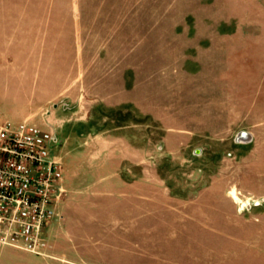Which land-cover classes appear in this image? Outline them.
<instances>
[{
	"label": "rangeland",
	"instance_id": "obj_1",
	"mask_svg": "<svg viewBox=\"0 0 264 264\" xmlns=\"http://www.w3.org/2000/svg\"><path fill=\"white\" fill-rule=\"evenodd\" d=\"M18 1L2 0L3 29L20 21ZM207 3L213 12L225 10L226 23L242 22L250 14L259 17L264 6V0H224L225 8L222 0ZM203 4L65 0L52 14V20L68 29L81 24L77 54L83 76L90 69L98 80L106 76L114 84L113 69L122 60L129 64L124 80L128 99L123 103L98 100L89 105L61 94L51 101L50 114L26 119L59 135L57 156L61 149L74 155L70 164L59 157L64 187L60 201L70 202L64 213L59 210L63 222L124 220L107 238L90 224L91 244L113 251L112 264L148 263L154 249L162 264H264V45L248 48L244 56L240 46L234 47L240 36H234L226 40L227 46L204 54L201 38L196 39L200 18L192 14L205 9ZM33 12L43 14L36 3ZM257 34L264 39V30ZM66 51L72 59L73 47ZM111 56L113 62L106 63ZM20 110L1 111L18 122ZM119 136L129 141L131 152L118 175L146 184L107 188L116 182L107 156L99 167L88 168L91 154L109 151L105 138ZM121 248L126 256L117 254Z\"/></svg>",
	"mask_w": 264,
	"mask_h": 264
},
{
	"label": "crops",
	"instance_id": "obj_2",
	"mask_svg": "<svg viewBox=\"0 0 264 264\" xmlns=\"http://www.w3.org/2000/svg\"><path fill=\"white\" fill-rule=\"evenodd\" d=\"M230 1L234 4L239 2V0ZM207 2L208 0H204L205 9L200 7L192 13L196 15L197 19L200 18V23L197 25V32L200 34L196 35V39L201 38L204 54H209L214 47L223 46V43L228 42L226 40L231 38L233 40L234 36H240L234 47L240 46L239 54L242 53L244 56L249 55L248 48L264 45L262 34H257L258 31L264 30V6L259 10V17L256 14H250L249 19L244 17L242 22L239 19L240 22L226 23L225 10L221 11L222 7L219 6L218 11L213 12ZM35 3L43 10L42 15L34 14ZM64 3L65 0L63 3L62 0H19L17 4L21 9V15L18 16L20 21L11 25L9 29H3L2 0H0V114L3 116H6V113L2 112L4 110L5 112H19L20 108L23 115L17 121L33 119L39 112L50 114L51 101L61 94H68L75 100L81 99V102H89V105L98 100L107 104H120L128 99L124 80L128 79L126 71H128L129 64L125 65L124 60L121 61L122 63L117 69H113L115 74L111 77L115 79L114 84L111 81L108 83L110 77L104 76L98 80L93 75L94 71L90 69L89 76L82 75L81 71L84 69L77 54V42L81 41L80 37L82 36L81 24L68 29L65 23L52 20V14H55L56 8L59 9L60 5ZM222 5L225 8L224 0H222ZM142 7L141 10L145 9L144 5ZM203 11H206V14ZM235 14H240V12L235 11ZM245 14L247 17L249 16L248 11H245ZM153 29L157 30V27L154 26ZM67 31L71 32L68 35H72L73 39L67 38ZM144 39L156 40V38ZM71 46L74 50L72 59L67 58L66 51ZM113 58L115 57L111 56L104 61L106 63L113 62ZM35 104H39L35 108L36 110L33 107ZM23 105L26 106L22 108ZM68 121L70 119H67L66 122ZM59 139H61L59 135H56V144ZM103 145L104 148L108 146L109 151L101 149L91 154L92 160L88 168L93 170L96 166L99 167L103 164L99 163L100 159L106 156L109 158V162L113 161L111 166L115 168L116 182L109 183L107 188L133 187L139 182L146 184L140 180L131 183L118 175L122 169L123 159L128 157L131 152L129 141L124 136L115 139L105 138ZM53 152L55 153V150ZM60 152L59 157L62 159L64 157L66 164L67 162L70 164L74 159V155L68 154L67 150L61 149ZM93 159H98V162H94ZM79 168L77 165L75 171ZM69 203L68 200H64V203L60 201L58 209L64 213V209L69 206ZM64 218L65 216L61 219L57 218L50 226V237L54 244L53 253L64 260L57 258L49 260L15 247L0 246V264H112L110 261L115 254L113 251L109 252L106 249L98 248L96 244H91L90 224H96L95 228L104 238H107L109 230L115 229L114 225L122 223L124 220L116 217H88L84 220L75 218L77 225H67L63 222ZM55 221L57 222L55 223ZM82 223L88 225H81ZM118 251L117 254L126 256L123 248ZM153 251V260L148 263L136 262L133 264H162L160 254L156 252V249Z\"/></svg>",
	"mask_w": 264,
	"mask_h": 264
},
{
	"label": "built area",
	"instance_id": "obj_3",
	"mask_svg": "<svg viewBox=\"0 0 264 264\" xmlns=\"http://www.w3.org/2000/svg\"><path fill=\"white\" fill-rule=\"evenodd\" d=\"M55 135L0 114V246L56 258L50 237L64 192Z\"/></svg>",
	"mask_w": 264,
	"mask_h": 264
},
{
	"label": "water",
	"instance_id": "obj_4",
	"mask_svg": "<svg viewBox=\"0 0 264 264\" xmlns=\"http://www.w3.org/2000/svg\"><path fill=\"white\" fill-rule=\"evenodd\" d=\"M241 134H242V136H243V137H245V136H248V135H249V133H246V132H242Z\"/></svg>",
	"mask_w": 264,
	"mask_h": 264
},
{
	"label": "bare ground",
	"instance_id": "obj_5",
	"mask_svg": "<svg viewBox=\"0 0 264 264\" xmlns=\"http://www.w3.org/2000/svg\"><path fill=\"white\" fill-rule=\"evenodd\" d=\"M233 195H235V192H232ZM236 196V195H235Z\"/></svg>",
	"mask_w": 264,
	"mask_h": 264
}]
</instances>
